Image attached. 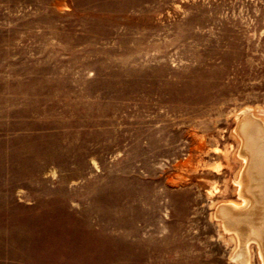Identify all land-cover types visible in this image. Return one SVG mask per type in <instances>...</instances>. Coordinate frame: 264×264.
<instances>
[{"label":"rangeland","instance_id":"1","mask_svg":"<svg viewBox=\"0 0 264 264\" xmlns=\"http://www.w3.org/2000/svg\"><path fill=\"white\" fill-rule=\"evenodd\" d=\"M248 112L264 0H0V264H264Z\"/></svg>","mask_w":264,"mask_h":264},{"label":"bare ground","instance_id":"2","mask_svg":"<svg viewBox=\"0 0 264 264\" xmlns=\"http://www.w3.org/2000/svg\"><path fill=\"white\" fill-rule=\"evenodd\" d=\"M238 133L243 143L241 154L245 156L240 192L247 204L243 207L223 205L219 215L223 216L226 227L236 230L244 243L240 256L253 240L260 245L264 257V121L249 112L244 113L239 119Z\"/></svg>","mask_w":264,"mask_h":264}]
</instances>
